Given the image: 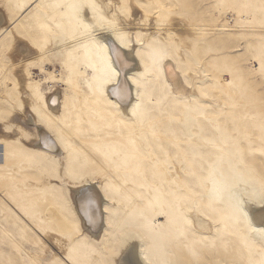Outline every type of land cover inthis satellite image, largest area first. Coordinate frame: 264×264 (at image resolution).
<instances>
[{
    "label": "rangeland",
    "instance_id": "1",
    "mask_svg": "<svg viewBox=\"0 0 264 264\" xmlns=\"http://www.w3.org/2000/svg\"><path fill=\"white\" fill-rule=\"evenodd\" d=\"M132 2L128 21L124 3L109 10L106 0H67L73 17L82 4L92 15L88 24L76 20L82 23L63 29L61 0H0V59L16 62L19 43L27 44L34 56L26 63L29 80L42 84L45 97L77 98L69 87L75 63L88 79L96 76L81 45L70 42L85 30L88 44L87 25L93 35L104 31L93 17L115 14L119 33L136 27L150 35L145 43L139 35L123 38L149 74L138 81V119L80 126L75 118L82 120L84 109L76 101L75 150L56 159L32 146L35 127L24 119L41 122L28 95L19 104L12 78L23 67L15 63L18 70L2 80L0 63V264H117L130 244L149 264H264V240L240 212L264 208V0ZM41 20L58 32H46ZM24 31L48 34L41 56ZM165 64L188 88L195 82L191 95L175 96ZM81 86L89 96L86 81ZM84 181L106 197L105 229L96 240L72 210V192Z\"/></svg>",
    "mask_w": 264,
    "mask_h": 264
},
{
    "label": "bare ground",
    "instance_id": "2",
    "mask_svg": "<svg viewBox=\"0 0 264 264\" xmlns=\"http://www.w3.org/2000/svg\"><path fill=\"white\" fill-rule=\"evenodd\" d=\"M95 1L104 4L103 0ZM106 2L105 6L109 10H112V7L114 10L118 9L124 3L126 10L124 11L125 14L123 18L130 21L133 9L135 8V4L132 0H106ZM61 3H63L62 7H64L62 11L63 17L61 18L63 29H66V26H68L71 21L75 22L76 20H80L83 24H88L90 20L89 17L92 13L90 14L85 9L84 4H82L77 16L73 17L69 14V9H72L71 6H74V3H72L69 8L67 7V0H61ZM120 14H123V12H120ZM52 15L53 18H55L54 12ZM112 15L113 19H110L107 15L104 16V20H100L98 17L92 18L93 22L104 31L93 35L91 27L87 25L86 28L89 31L90 37V42L88 44H84L83 42L82 35L86 32L85 30H78L76 38L70 39L71 43L77 41L81 45V56L84 58L83 61L94 64L97 69L96 76L88 79L87 74L79 72L78 63H72L73 65L70 66L71 81L69 87L77 98L73 96L69 98L66 95L60 96L57 92H55L56 94L53 93L45 97L41 89L42 84L37 81L34 83L30 82L29 77L31 74L26 67V63H29L31 57L34 56H32L31 50L27 44L25 45L23 43L29 49L20 46L22 42L19 41L21 43H19L18 46L19 50L15 53L16 62L12 60L13 58L11 59V56L10 58L8 57V54H11L13 50H11L10 53L6 52L8 56L0 59V63L5 70V75L2 80L7 77L11 69L14 71L18 70V68L16 69L15 63L23 67V70L19 69L20 71H15L16 73L12 74V78L17 96H19L17 100H21L20 103H17L24 106L27 101L26 95H28L30 97L28 100L31 104L30 110L33 111L35 117L41 122L39 123L36 119L29 116L24 119V122L33 124L35 127L32 146L36 151L48 155L53 159L60 157L63 153H66V151L74 152L75 138L70 131L74 130L72 123L75 122L82 126V121H85L87 123L83 124V126H86L89 122L94 121L96 123H102V121L107 119L108 121L120 125L124 124L125 121L138 119L137 114L140 113L141 109L137 98L140 89L138 81L140 83L144 82L147 77L149 78V74L143 67L141 54L123 38L131 40L134 35H139L140 41L145 43L149 41L150 35L146 31H139L140 29L136 27L127 28L125 33H119L116 30L117 26L111 25L112 21H119V19L117 15ZM143 18L145 17L140 16L138 19L144 22L145 20H143ZM3 22L4 17L0 13V26ZM41 22L43 23L42 20ZM128 24L133 25L134 23L129 22ZM122 25L125 26L124 24ZM43 28L46 32H51V34L58 32L56 27L51 29V27L45 23H43ZM24 33L26 36L32 37L30 42L33 48L37 49V56H41L42 52L39 51L41 50L40 47L43 44L48 45L50 43L48 34L38 31L32 33L24 31ZM15 54L13 55L15 56ZM78 59H80V57ZM97 60L103 65L102 69L99 68ZM84 72L86 71L84 70ZM162 73L164 79L170 82L176 97H186L194 92L195 82L192 81L193 87L188 88L182 82L179 74L175 72L169 64L163 65ZM193 76H196V73L192 72L191 75H189L192 80ZM50 80L57 84L60 83V80H57L54 76H51ZM82 81H86L89 96L85 95L82 91ZM17 88L20 89L19 92ZM0 89H2L1 83ZM76 101L83 107L84 115H82L83 118L81 117L82 120L75 118L74 122L72 116L79 109L78 106L75 105ZM98 113L102 114V116L97 115ZM60 134L67 137V143L63 142L59 136ZM71 199L72 210L83 233L93 240L100 238L106 223L104 217L106 197L99 185L84 181L73 190ZM262 206L263 204H260L259 207H254L251 204L241 206L240 212L245 222L249 225L251 232L264 240V208ZM123 253H126L125 257L117 264H149L147 261L144 262L140 255H137L136 247L133 244L128 245Z\"/></svg>",
    "mask_w": 264,
    "mask_h": 264
}]
</instances>
